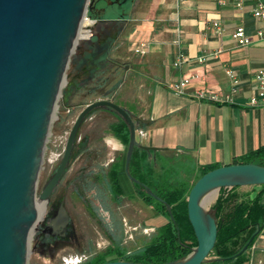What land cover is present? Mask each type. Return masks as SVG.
I'll use <instances>...</instances> for the list:
<instances>
[{
    "label": "water",
    "instance_id": "1",
    "mask_svg": "<svg viewBox=\"0 0 264 264\" xmlns=\"http://www.w3.org/2000/svg\"><path fill=\"white\" fill-rule=\"evenodd\" d=\"M93 6L94 0H0V264H26L29 234L44 219L37 221V211L44 201L48 208L53 190L70 162L79 127L93 109L110 108L128 125L124 171L140 185L128 171L137 145L134 122L123 107L103 99L86 104L79 112L56 169L37 195L57 96L71 56L84 38H78L82 17ZM95 24L96 19L88 28ZM138 146L147 151L157 149ZM262 184L261 164L229 163L213 168L193 183L187 195V217L197 242L188 255L162 263L114 260L96 264H201L217 236L216 220L205 208L204 197L220 188ZM144 189L155 196L148 187ZM166 207L172 218L169 205ZM66 223L67 213L61 204L48 227L64 228Z\"/></svg>",
    "mask_w": 264,
    "mask_h": 264
},
{
    "label": "crops",
    "instance_id": "2",
    "mask_svg": "<svg viewBox=\"0 0 264 264\" xmlns=\"http://www.w3.org/2000/svg\"><path fill=\"white\" fill-rule=\"evenodd\" d=\"M252 8V0H152L141 12L130 38L132 50L139 42L147 48L144 54L133 50V77L126 85L133 94L124 100L147 102L136 110L141 120L135 129L137 145L156 147L166 157L179 156L182 164L191 160L197 170L232 163L264 145V101L249 103L257 95L255 74L264 69V37L256 34L264 31V18L253 16ZM238 27L249 37L247 44L233 38ZM180 53L187 60L174 67ZM226 68L237 76V84ZM189 76L182 93L171 89L172 83ZM197 89L214 93L217 100L192 97ZM178 173L180 178L186 175L184 168ZM254 246L264 248V228Z\"/></svg>",
    "mask_w": 264,
    "mask_h": 264
},
{
    "label": "trees",
    "instance_id": "3",
    "mask_svg": "<svg viewBox=\"0 0 264 264\" xmlns=\"http://www.w3.org/2000/svg\"><path fill=\"white\" fill-rule=\"evenodd\" d=\"M87 13L91 18L96 19V33L90 39L85 40L71 56L68 85L70 88H75L85 102L106 99L123 107L132 118L136 129L141 125V120L136 118L134 102H124L115 98L122 81L118 77V70L124 67L126 62L121 64L111 55L118 37L126 30L125 22L127 20H100L99 17L92 15L90 10ZM130 31L131 29L127 30L126 35ZM118 101L126 105L132 104V110L120 105ZM99 108L115 115L116 121L110 124V130L117 139L127 145L129 141L128 125L114 110L105 107ZM77 139L71 158H76L88 151L87 136L79 142ZM149 154H152V150L147 151L135 145L128 171L140 182V185L132 182L134 195L147 205L152 206L156 213L164 216L166 222L157 227L152 238L137 250L127 252L120 250L119 247H111L104 254L97 255L81 264H96L108 260L162 263L184 258L196 246V238L186 210L188 190L195 180L190 182L189 186L187 183H179L173 179L172 181L171 176L166 173L167 169L161 171L157 167V163L150 162ZM247 162L264 165V145L237 156L232 161V163ZM120 165V158H117L99 172L91 171L90 178L85 180L88 189H93L96 182L100 181L105 184L104 186L109 190L114 202L119 204L123 197L118 182ZM218 166V164H209L201 167L198 177ZM88 174L89 172L86 175ZM144 186L148 187L155 196L148 194ZM255 186H259V189L256 190ZM254 187L247 191L239 190L241 186L219 189V194L209 211L216 220L217 236L214 246L207 256L212 257L208 264H245L250 261L251 247L264 228V184L254 185ZM87 203L91 214H93L95 208L90 201ZM166 204L170 207L172 218L167 211ZM245 246L246 248H244ZM108 256L111 258H107ZM253 260L254 264H264V252L255 254Z\"/></svg>",
    "mask_w": 264,
    "mask_h": 264
},
{
    "label": "rangeland",
    "instance_id": "4",
    "mask_svg": "<svg viewBox=\"0 0 264 264\" xmlns=\"http://www.w3.org/2000/svg\"><path fill=\"white\" fill-rule=\"evenodd\" d=\"M151 2L152 0H135L131 7H129V1L115 9H128L125 14L127 18L125 22L126 30L118 37L111 54L112 58L118 60L119 63L124 64L126 62L125 66L118 70V77L122 81L118 95L115 98L121 101H124L133 94L126 87V85L129 86L131 77H133L131 67L134 64V53L130 37L136 25L141 21V12L148 9ZM96 28V25H94L91 28L90 35L79 41L78 45L81 46L85 40L90 39L96 33ZM129 29L131 31L126 35V31ZM68 72L69 64L57 96L45 142L37 195L41 191V187L45 181L56 169L76 117L82 108L89 103V101L85 102L75 88L69 87ZM118 103L128 109L132 110L133 108L132 104L126 105L120 101ZM134 105L136 106V110H139L141 106L145 107L147 102H134ZM115 121L116 117L113 113L105 111L102 108H95L86 115L79 127L77 142L87 136L88 151L83 152L76 158L70 159L60 183L53 191L52 201L56 204L61 198L64 199L65 207L73 220L75 232L80 236V246L66 252L64 251L53 264H81L111 247H119L120 250L132 252L148 242L154 235L156 228L166 222L164 216L156 213L152 206L147 205L138 196L134 195L132 181L123 169L127 145L117 139L110 130V124ZM117 158H120L121 163V170L119 169L118 172V182L124 196L119 204L115 202L107 203L108 209L113 213L116 220L111 224L104 223L100 225L95 221L93 214L89 210L87 202L93 203L92 197L94 193L93 189H88L85 180L90 178L91 171H99ZM179 159L182 158L179 156L166 157L160 151H152L150 162L162 164L167 169V175L171 176V180L187 183L189 186L191 181H196L199 178L200 172L194 168L191 160L182 164ZM180 168H184L186 172V175L182 178L177 177ZM88 172L89 174L86 175ZM252 186H241L239 190L247 191ZM218 194L219 190L215 199ZM215 199L205 205L208 211H210V206ZM49 209L50 205L46 208L44 215L47 214ZM101 218L103 221L105 220L104 216H101ZM36 237L37 232H34L30 238V249L26 264H50L45 259L37 257L34 250ZM211 258L207 257L206 261ZM201 264L207 263L202 262Z\"/></svg>",
    "mask_w": 264,
    "mask_h": 264
},
{
    "label": "flooded vegetation",
    "instance_id": "5",
    "mask_svg": "<svg viewBox=\"0 0 264 264\" xmlns=\"http://www.w3.org/2000/svg\"><path fill=\"white\" fill-rule=\"evenodd\" d=\"M129 1V7H131L135 0H94V6L92 10H90V12L92 15L99 17L100 20H125L127 18H123V16H125L128 9H115L117 7H121L122 4L127 3ZM104 185L105 184L100 183V181L96 182L95 187L93 188V203H91L95 208L93 218L100 225H103L104 223L111 224L116 220L113 216V213L110 211V209H108L107 206V203L114 202V200L112 199L109 190ZM52 195L49 201L50 209L47 214L44 215V219L41 221V223H39L38 229L35 231L37 232V237L34 244V250L36 252L37 257L45 259L50 264L56 262L57 258L61 256L64 251L66 252L70 249L72 250L80 246V236H78L75 232L73 220L65 207L64 199L61 198L55 204V202L53 203L52 201ZM61 204L67 213V223L64 228H49L48 224L50 223L51 216L56 213L57 209L60 207ZM101 216H104L105 222L102 220ZM107 251L108 249L102 252L101 254H104ZM260 252H264V248H258L253 245L250 250L251 259L245 264H254L253 256ZM107 258H111V256H108ZM210 262L211 259L208 261H204V263L207 264Z\"/></svg>",
    "mask_w": 264,
    "mask_h": 264
},
{
    "label": "built area",
    "instance_id": "6",
    "mask_svg": "<svg viewBox=\"0 0 264 264\" xmlns=\"http://www.w3.org/2000/svg\"><path fill=\"white\" fill-rule=\"evenodd\" d=\"M178 2L182 0H177ZM253 1V8H252V14L255 17L258 18H264V3L262 0H252ZM237 5L240 6V3L237 2ZM94 19L90 18L88 13L86 12L81 20V26L80 31L84 34H86V37L90 35L91 29L88 28L89 25L93 23ZM216 29H220L219 23L215 22L213 23ZM256 34L259 37H264V31L258 30ZM233 38L237 40L239 44H247L250 40L249 37L245 34L243 27H238L233 33ZM85 38V37H84ZM147 43L146 42H139L133 49L135 53L137 54H144L146 52ZM187 60V58L183 54H178L176 59L173 62V66L177 67L179 66L183 61ZM199 61H205L204 57H201L198 59ZM225 73L230 78L233 84L238 83L237 76L232 72L231 69L226 68ZM192 76L184 77L171 85V89L174 92L182 93L184 87L189 83ZM255 84L257 87V95L251 96L249 99V103L251 105H258L260 101H264V69L259 70L255 74ZM236 90V86L232 88V91ZM192 97L198 99V100H217V96L206 90V89H197L192 93Z\"/></svg>",
    "mask_w": 264,
    "mask_h": 264
},
{
    "label": "bare ground",
    "instance_id": "7",
    "mask_svg": "<svg viewBox=\"0 0 264 264\" xmlns=\"http://www.w3.org/2000/svg\"><path fill=\"white\" fill-rule=\"evenodd\" d=\"M83 36H85V34H81V32L79 31V33H78V38L83 37ZM217 192H218L217 190H213V191L209 192V193L204 197V199H203V204H204V206H205L206 204H209L210 202H212V201L215 199V197H216V195H217ZM45 210H46V204H45V201H44V202L42 203V205L40 206L39 210L37 211V214H38V216H37V221L42 220L43 215H44V213H45ZM33 234H34V231H33V229H32L31 232H30V234H29V239L32 237Z\"/></svg>",
    "mask_w": 264,
    "mask_h": 264
}]
</instances>
